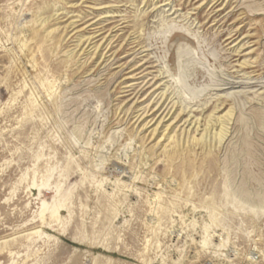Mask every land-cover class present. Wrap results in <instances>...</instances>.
Returning <instances> with one entry per match:
<instances>
[{"label":"rangeland","instance_id":"1","mask_svg":"<svg viewBox=\"0 0 264 264\" xmlns=\"http://www.w3.org/2000/svg\"><path fill=\"white\" fill-rule=\"evenodd\" d=\"M0 264H264V0H0Z\"/></svg>","mask_w":264,"mask_h":264},{"label":"bare ground","instance_id":"2","mask_svg":"<svg viewBox=\"0 0 264 264\" xmlns=\"http://www.w3.org/2000/svg\"><path fill=\"white\" fill-rule=\"evenodd\" d=\"M108 17V16H107ZM76 23L75 22H73L72 24H71V26H74ZM95 38H93V37H91V38H88V40H86L85 41V43H88L89 42V44L90 43H93L92 41L94 40ZM107 41H108V39L106 40V43H107ZM110 43H111V41H110ZM108 45H110V44H108ZM101 45H99V46H94V47H96V50L97 49H100L99 47H100ZM108 47V46H107ZM239 50H241V48L239 49ZM90 53V52H89ZM154 79H155V77H154ZM150 82H148L147 84H149ZM146 84V85H147ZM154 86V85H153ZM129 88H132L133 86H128ZM134 88V87H133ZM144 89V88H143ZM133 90H135V89H133ZM142 90V89H141ZM140 90V91H141ZM139 91V92H140ZM139 92H138V94H139ZM137 96V95H136ZM159 100V99H158ZM137 102V101H136ZM176 108V107H175ZM179 109V108H178ZM143 110V109H142ZM166 111H167V109H165L164 110V112L161 114V116H160V118H159V120H157L153 125H155L156 124V127L153 129L155 132L156 131H158V128L161 126V125H165V124H163L164 123V121L167 119V117L168 116H171L170 118H169V120L168 121H171V120H173L170 124H168L167 125V127H166V129H165V131H170L171 133L174 131V129H175V127H177L176 125L182 120V118H183V115H184V113H183V111H181L180 110V112L178 113V114H175L176 112H173L174 114H171L172 113V109H169V111H167V113H166ZM145 113V112H144ZM166 113V114H165ZM230 113V112H229ZM165 114V115H164ZM171 114V115H170ZM142 116V115H141ZM148 116V115H147ZM218 118V117H217ZM145 121V120H144ZM154 121V119H151L150 121H148V122H146L145 124H144V127L146 126V127H148V125L150 124V123H152ZM167 121V122H168ZM152 125V126H153ZM224 126V125H223ZM165 127V126H164ZM183 127V126H182ZM181 129V128H180ZM222 130V129H221ZM184 131H186L185 129L183 130V132L181 133V134H178L177 132H174V135H172L171 137H169V140L170 139H175L176 138V140H179L180 138H181V135L184 133ZM161 133V132H160ZM170 133V134H171ZM186 133V132H185ZM154 134V133H153ZM184 135V134H183ZM161 137V136H160ZM166 137V135L164 134V138ZM183 137V136H182ZM162 139H163V136L161 137ZM160 138V139H161ZM206 138V137H205ZM223 138V137H222ZM167 139V138H166ZM195 136L193 137V140H194V142H195ZM199 140V139H198ZM199 141H202V140H199ZM198 141V142H199ZM179 142V141H178Z\"/></svg>","mask_w":264,"mask_h":264}]
</instances>
